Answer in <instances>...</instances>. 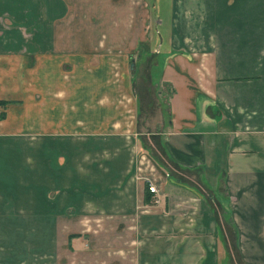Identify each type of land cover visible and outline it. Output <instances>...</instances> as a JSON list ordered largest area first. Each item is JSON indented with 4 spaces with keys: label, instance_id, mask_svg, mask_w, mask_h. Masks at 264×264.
Returning a JSON list of instances; mask_svg holds the SVG:
<instances>
[{
    "label": "crops",
    "instance_id": "1",
    "mask_svg": "<svg viewBox=\"0 0 264 264\" xmlns=\"http://www.w3.org/2000/svg\"><path fill=\"white\" fill-rule=\"evenodd\" d=\"M0 101V264H264V0H0Z\"/></svg>",
    "mask_w": 264,
    "mask_h": 264
},
{
    "label": "built area",
    "instance_id": "2",
    "mask_svg": "<svg viewBox=\"0 0 264 264\" xmlns=\"http://www.w3.org/2000/svg\"><path fill=\"white\" fill-rule=\"evenodd\" d=\"M145 185L147 187V190L148 192L154 196L153 200H152V203L154 205H157L159 203V200L157 198V195H158V189L157 187L154 185V183H152L151 181H149V179H146L145 181Z\"/></svg>",
    "mask_w": 264,
    "mask_h": 264
},
{
    "label": "rangeland",
    "instance_id": "3",
    "mask_svg": "<svg viewBox=\"0 0 264 264\" xmlns=\"http://www.w3.org/2000/svg\"><path fill=\"white\" fill-rule=\"evenodd\" d=\"M161 17L164 18L165 20V16H167V9L165 6H162V9H161V13H160ZM29 242V239L27 238V243ZM7 244V242H6ZM1 253V252H0ZM31 255H36V256H42L43 253L40 251V250H32L31 252ZM0 258H1V255H0ZM33 258V257H32ZM1 260V259H0Z\"/></svg>",
    "mask_w": 264,
    "mask_h": 264
},
{
    "label": "trees",
    "instance_id": "4",
    "mask_svg": "<svg viewBox=\"0 0 264 264\" xmlns=\"http://www.w3.org/2000/svg\"><path fill=\"white\" fill-rule=\"evenodd\" d=\"M6 103H7V102L0 101V106H4ZM145 195H146L147 198L151 196V194L148 192L146 186H145Z\"/></svg>",
    "mask_w": 264,
    "mask_h": 264
}]
</instances>
